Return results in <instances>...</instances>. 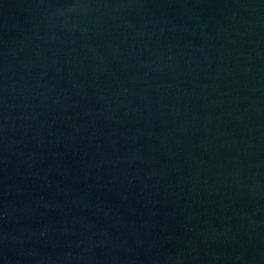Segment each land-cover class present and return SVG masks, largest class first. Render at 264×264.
<instances>
[{
    "label": "water",
    "instance_id": "water-1",
    "mask_svg": "<svg viewBox=\"0 0 264 264\" xmlns=\"http://www.w3.org/2000/svg\"><path fill=\"white\" fill-rule=\"evenodd\" d=\"M0 264H264V0H0Z\"/></svg>",
    "mask_w": 264,
    "mask_h": 264
}]
</instances>
